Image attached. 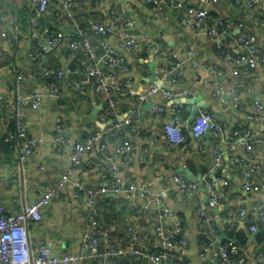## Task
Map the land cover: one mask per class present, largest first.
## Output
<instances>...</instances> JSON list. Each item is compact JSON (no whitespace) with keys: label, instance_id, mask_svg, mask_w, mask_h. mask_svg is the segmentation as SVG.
Masks as SVG:
<instances>
[{"label":"crops","instance_id":"obj_1","mask_svg":"<svg viewBox=\"0 0 264 264\" xmlns=\"http://www.w3.org/2000/svg\"><path fill=\"white\" fill-rule=\"evenodd\" d=\"M183 1L189 4L198 3L197 0ZM256 4L248 7L245 4H236L233 0H220L209 10L208 24H214L219 16H229L234 19V23L219 39L208 37L202 40L191 27L180 23L181 10H174L169 3L165 4L160 12H156L144 0H76L72 8L73 15L69 16L65 10L60 9L58 2L53 0L39 26L64 31L67 36L58 48L47 53L45 62L56 68H83L90 59L82 48L74 52L67 50L69 34L71 35L74 26L80 27V23L88 26L90 21L111 20L114 10H122L125 16L135 19V29L142 37L152 40L159 47L162 57L167 58L165 66L173 60V54L183 58L190 44L194 41L198 44L202 42L197 51L199 64L196 67L183 66L184 75L175 85L187 88L190 91L187 97L194 100L191 103L181 102L182 115L189 118V108L198 103L200 96L207 103V107L200 106L199 110L215 113L223 123L225 133L232 136V140H237L233 130L245 122L246 112L254 108V100L264 102V63L255 68H241L240 72L234 75L232 64L227 59L229 55L238 52L233 39L242 30L238 26L239 22H243L245 30L255 33L258 43L264 47V0H256ZM30 6L29 0H0V30H6L10 34L8 38H0V91L9 93L10 98L3 112V123L7 127H12L14 123L11 97L13 71L21 70L25 73L24 85L27 89H35L43 82L39 67L27 57V50L33 41L30 36ZM55 6H58V14ZM111 35L110 38L121 48V39L118 38L117 32ZM100 36L88 30L90 44L95 51L99 48ZM141 57L144 59L136 61L138 57L134 56L129 61L134 68L138 89L142 83H151L145 79L143 71L147 73V77L154 76L151 56L143 53ZM80 76L81 74L64 76L61 81L62 96L58 102L45 101L39 112L26 108L24 121L29 131L43 136V141L30 156L25 169L22 170L19 165L16 144L13 141L1 144L0 204L6 209L21 210L40 194L38 182L44 185L53 184L60 173L70 165L68 147L56 153L51 145L50 137L54 133L53 115L56 112L60 113L67 125L69 143L83 140L87 134L102 129L113 119L106 114L104 94L98 90L94 81L90 80L82 87L74 88L71 78ZM154 79L161 83L155 76ZM218 84L225 88V94H213ZM234 96L238 98L235 100ZM172 102L174 101L163 100L166 106ZM58 103L62 104L61 108H58ZM137 104L136 97L119 98L120 118ZM145 104L141 107L143 118L137 120V132L131 133L126 129L120 137L110 138L109 141L111 146L119 139L129 137L134 150L128 156L113 155L110 150L105 153L99 150L89 152L74 167V177L83 178L87 184L94 186H100L104 181L110 182L113 174L122 175L125 182L136 178L148 179L151 187L160 192L161 203L177 210L175 216H163L162 226L167 231L173 230L176 227L175 219L179 220L183 229L178 237L187 240V245L178 250L179 257L173 258L171 263L217 264L215 258H201L198 253L201 241L210 237L209 229L204 225V218L200 214L201 204L206 202V190L197 188L189 192L179 189L175 186L172 176L184 173L189 181H193L204 173L207 174V180L214 175H221L229 181L223 188V198L218 206L207 208V215L211 217L217 229L214 236L221 242L233 239L240 244L239 251L231 254L232 264H260L264 259V221L257 219L255 209H264V191L246 192L242 188L243 173L249 164L245 159L244 146L238 144L235 147L232 152V155L237 157L235 161H231L229 155L225 156L223 165L214 169L212 149L216 136L206 133L195 137L190 127L185 126L186 140L172 143L164 131L165 115L154 116L150 105ZM92 115H95V119L91 118ZM252 128L264 140V125L255 121ZM257 146V158L262 162L264 143ZM112 164L116 166L114 169ZM40 165L44 166L42 170L38 169ZM263 179V171L251 177L253 182ZM84 200L83 197L73 198L69 190L62 192L59 198L53 199L43 210L41 221L30 226L32 241L39 237L48 238L54 242L59 253L76 250L80 244L81 233L88 223V209ZM142 202L146 203L147 198L138 202L136 196H115L112 192L98 197L100 219L108 227L104 242L129 248L127 227L134 226L139 234L138 246L146 250L159 246L154 229L158 207H143L139 204ZM242 206L247 209V224L236 221L229 225L226 219L236 217ZM254 222L257 223L258 229L252 232L249 225ZM115 264L153 263L135 254L122 253L115 257Z\"/></svg>","mask_w":264,"mask_h":264},{"label":"built area","instance_id":"obj_2","mask_svg":"<svg viewBox=\"0 0 264 264\" xmlns=\"http://www.w3.org/2000/svg\"><path fill=\"white\" fill-rule=\"evenodd\" d=\"M29 24L32 43L27 50V57L35 62L40 69L42 76L54 77L55 80L42 82L35 89H27L24 85L26 75L23 71H13L11 80L12 115L14 123L7 127L3 123L4 106L9 101V93L0 91V146L4 142H14L17 146L18 162L21 169H25L30 156L35 152L43 141V136L29 131L24 121L26 108L33 112L42 110L45 101L58 100L62 96L61 81L66 74L80 77L71 78L74 88L82 87L90 80L94 81L98 90L104 94L106 114L114 120L102 129L90 132L83 140H68V128L60 113L53 115L54 133L50 137L51 145L56 153L68 147V158L70 165L60 173L57 180L49 185L38 182L41 189L31 202L21 210H8L0 204V264H75L87 262L88 264H115V257L122 253H131L146 258L153 264H172L173 258H178V250L187 245L185 238H179L182 225L176 220V227L167 231L162 226L163 216L176 215L177 210L161 203L160 192L151 187V182L146 178H136L132 181H124L120 174H113L110 182L104 181L100 186L87 184L83 178L74 177V167L78 165L87 153L99 150L105 153L110 150L113 155L128 156L133 150L129 137L119 139L115 144H109L110 138L120 137L121 133L128 129L131 133L138 130V119L143 118L142 104L150 102V110L154 116L165 115L163 120L164 131L167 139L172 143H181L186 140L183 132L185 126H189L195 137L211 133L216 136V142L212 149L214 169L223 165L225 156H230L231 161L237 159L232 155L238 144L244 146L245 159L249 164L244 170L242 188L246 192L264 191V179L253 182L251 177L257 172L264 173V158L258 161L259 143L264 140L254 132L252 124L259 121L264 125V102L254 100V108L248 110L245 115V122L233 130L237 140H232L225 133L223 123L218 120L215 113L209 110H199L192 119L182 115V104L177 102L166 106L163 100H173L190 95L187 88L175 86L184 75L183 66L196 67L198 61V46L202 43L195 41L189 45L185 57H178L173 54V60L165 66L166 59L162 57L160 49L148 38L142 37L135 29V19L125 16L122 10H114L113 18L106 22L90 21L87 28L75 27L73 32L78 38L67 39V49L71 52L82 48L90 61L83 68H61L52 67L46 64L47 53L59 47L66 40L65 33L60 31L52 32L47 26L40 27L42 17L49 11L53 0H29ZM60 9L72 16V8L76 0H56ZM152 6L156 12H160L167 3L174 10H181L180 23L191 27L194 33L205 40L206 38H220V35L234 23V19L225 16L217 17L214 24H208L209 10L220 0H197V4H189L183 0H144ZM236 4H245L250 7L256 4V0H233ZM58 14V6H56ZM122 24V26H119ZM264 24V21H263ZM238 26L242 28L233 41L238 49L234 55L227 59L232 64V72L237 75L241 68H255L264 63V47L258 43L255 33L245 30L243 22ZM88 30L94 34H100L99 48L95 51L88 37ZM73 32H71L73 34ZM117 32L121 39V48L110 38ZM10 34L6 30H0V38H8ZM147 53L154 60L152 70L155 78L161 83H142L138 89L134 68L129 62L131 59ZM129 54V55H128ZM131 57V58H130ZM209 68V67H208ZM232 91L234 89H231ZM226 90L223 86L217 85L213 94L223 95ZM136 97L137 106L119 119L121 113L118 106L119 98ZM235 100L237 96L233 97ZM58 108L62 104L58 103ZM116 166L112 164V169ZM44 168L39 166V170ZM1 170V169H0ZM172 180L179 189L192 192L197 188H204L207 192L206 202L201 204L200 214L204 218V225L208 227L210 237L199 245V256L201 258L213 257L217 264H232L231 254L239 251L240 246L234 240L225 242L218 241L214 236L217 230L211 217L207 215L208 207L218 206L223 198V188L229 181L221 175H214L207 180L204 173L196 180L189 181L186 175L174 174ZM69 190L75 199L85 198L84 203L88 209L87 227L80 236L79 247L71 252L59 253L54 242L48 238L39 237L32 241L30 226L41 221L43 210L48 207L53 199L60 197L61 193ZM112 192L115 196L121 194L136 196L141 201L147 198V202L139 203L143 207L152 205L158 207L157 220L154 225L159 246L152 250H146L138 246L139 234L134 226H128L129 248L120 247L111 242H104L107 237L108 227L100 219V211L97 205L98 197L101 194ZM257 219L264 221V209H255ZM247 209L242 206L236 217L226 219L229 225L238 221L247 224ZM258 229L256 222L249 225V230L255 232ZM260 264H264V259Z\"/></svg>","mask_w":264,"mask_h":264},{"label":"water","instance_id":"obj_3","mask_svg":"<svg viewBox=\"0 0 264 264\" xmlns=\"http://www.w3.org/2000/svg\"><path fill=\"white\" fill-rule=\"evenodd\" d=\"M152 67L154 66L155 62L153 60L150 61ZM142 74L145 76V79L147 81H150V82H157L156 79H154V76H150V77H147V73L145 71L142 72ZM174 102H188V103H191L193 102V98H190V97H187V96H184V97H181V98H175L173 99ZM198 103L196 105H194L192 108H189V111L191 112L190 115H189V119H192L193 116L197 113V111L199 110V107L201 106L202 108H205L207 107V103L202 100L200 98V96H198ZM145 105H151L150 102H147ZM91 118L95 119V115H92ZM120 119V117H119ZM114 119H111L110 121H113Z\"/></svg>","mask_w":264,"mask_h":264},{"label":"trees","instance_id":"obj_4","mask_svg":"<svg viewBox=\"0 0 264 264\" xmlns=\"http://www.w3.org/2000/svg\"><path fill=\"white\" fill-rule=\"evenodd\" d=\"M29 10H30V7H29ZM55 10H56V6H55ZM49 27V26H48ZM80 27L81 28H83V29H85V28H87V26L86 25H84V24H81L80 23ZM50 28V27H49ZM50 30L52 31V32H55V30L56 29H54V28H50ZM62 32H64V31H62ZM73 32V31H72ZM65 33V32H64ZM100 35V34H99ZM65 36H67L66 34H65ZM79 36H78V34L76 33V32H73V34L71 33V35L69 34V39H74V38H78ZM101 37V36H100ZM56 48H58V47H56ZM68 50V49H67ZM70 51V50H69ZM44 61H46V60H44ZM69 67H71V68H74V66H69ZM40 74H41V72H40ZM41 76H42V74H41ZM42 78H43V82H46V81H49V80H55V78L54 77H51V78H46V77H44V76H42ZM183 132H184V129H183ZM207 239H204L203 241H206ZM233 240V239H232ZM235 241V240H234ZM202 242V241H201ZM235 243H237L236 241H235ZM238 244V243H237ZM239 246H240V244H238Z\"/></svg>","mask_w":264,"mask_h":264}]
</instances>
